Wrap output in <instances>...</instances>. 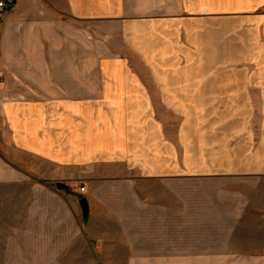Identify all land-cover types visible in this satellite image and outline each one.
<instances>
[{
    "label": "crops",
    "instance_id": "1",
    "mask_svg": "<svg viewBox=\"0 0 264 264\" xmlns=\"http://www.w3.org/2000/svg\"><path fill=\"white\" fill-rule=\"evenodd\" d=\"M259 63L264 0H18L0 21V190L29 192V226L0 233V264H83L84 239L103 264H264ZM163 113L181 117L169 134ZM52 170L68 190L28 179ZM84 171L112 219L87 235Z\"/></svg>",
    "mask_w": 264,
    "mask_h": 264
},
{
    "label": "rangeland",
    "instance_id": "2",
    "mask_svg": "<svg viewBox=\"0 0 264 264\" xmlns=\"http://www.w3.org/2000/svg\"><path fill=\"white\" fill-rule=\"evenodd\" d=\"M244 65L243 67H245ZM250 67V70H258L261 72H264V63H259L258 65H248V68ZM252 68V69H251ZM164 114V122H168L169 128H168V134L171 133V131H174L173 123L176 121V119L181 117H176L175 113H163ZM224 119H234V113H221V118L223 116ZM218 120L220 119L219 116H217ZM185 119V116H184ZM257 119V118H256ZM258 119L260 122V128L261 126L264 127V113H258ZM262 120V121H261ZM20 166H35L37 169V162L33 161H23L19 164ZM93 176L89 175V173L84 171L79 177L76 179V183L74 184L75 189V196L78 199V204L76 205V211L78 217H80L83 232L85 235L91 231L92 223H96L98 221H103V223L107 226V223L112 220L111 217L106 215L105 210L98 205L97 197L95 195L91 194V181L90 179ZM71 178V177H70ZM74 178V177H72ZM30 183H34L36 185L38 184H45L50 185L54 190L59 191L57 188L58 183H62L63 185L70 186V181L68 176L60 175L59 172L56 170H52V175L49 178H46L42 175H32L28 177ZM61 192V190H60ZM28 191H1L0 190V233H9L10 231L15 230L16 226L22 228V230L28 229V224L26 223V212H27V195ZM63 193V192H62ZM86 198L89 203V215H88V221L83 216V211L81 210L80 200ZM36 220L42 221L43 218L41 216L36 215ZM91 218L93 221H91ZM53 221H58L59 218H51ZM18 222V223H16ZM92 222V223H91ZM36 230L40 227V230L42 229V223H37L35 225ZM53 227L50 223H47V230H50V228ZM56 230H58L57 225L54 226ZM62 229V228H61ZM21 230V229H20ZM90 241H86V239L83 240L82 248H84V254L82 256V262L83 264H103L102 257L100 255L94 256L91 254L89 250H85V248L90 247L89 243ZM10 240H4L0 239V246H4L5 244H9ZM3 244V245H2Z\"/></svg>",
    "mask_w": 264,
    "mask_h": 264
},
{
    "label": "built area",
    "instance_id": "3",
    "mask_svg": "<svg viewBox=\"0 0 264 264\" xmlns=\"http://www.w3.org/2000/svg\"><path fill=\"white\" fill-rule=\"evenodd\" d=\"M18 0H0V21L3 19L6 11L12 10ZM2 79L0 78V83Z\"/></svg>",
    "mask_w": 264,
    "mask_h": 264
},
{
    "label": "water",
    "instance_id": "4",
    "mask_svg": "<svg viewBox=\"0 0 264 264\" xmlns=\"http://www.w3.org/2000/svg\"><path fill=\"white\" fill-rule=\"evenodd\" d=\"M57 188L58 190H68L66 185H63L62 183H58L57 184ZM80 205L83 211V216L85 219H88V215H89V203L88 200L86 198H83L80 200Z\"/></svg>",
    "mask_w": 264,
    "mask_h": 264
}]
</instances>
